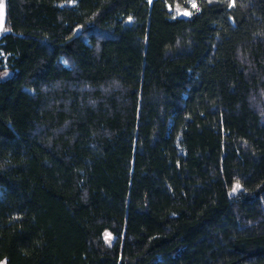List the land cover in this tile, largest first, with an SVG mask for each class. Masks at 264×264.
<instances>
[{
  "label": "trees",
  "instance_id": "1",
  "mask_svg": "<svg viewBox=\"0 0 264 264\" xmlns=\"http://www.w3.org/2000/svg\"><path fill=\"white\" fill-rule=\"evenodd\" d=\"M2 4L0 264H264V0Z\"/></svg>",
  "mask_w": 264,
  "mask_h": 264
},
{
  "label": "rangeland",
  "instance_id": "2",
  "mask_svg": "<svg viewBox=\"0 0 264 264\" xmlns=\"http://www.w3.org/2000/svg\"><path fill=\"white\" fill-rule=\"evenodd\" d=\"M195 8H196V4L191 2L189 5V8H187V9H181L180 7L176 6V7H170V11L174 16L189 17V16H191V14ZM104 236H105V239L108 243L112 242L113 237L109 232H105Z\"/></svg>",
  "mask_w": 264,
  "mask_h": 264
},
{
  "label": "water",
  "instance_id": "3",
  "mask_svg": "<svg viewBox=\"0 0 264 264\" xmlns=\"http://www.w3.org/2000/svg\"><path fill=\"white\" fill-rule=\"evenodd\" d=\"M8 22V11L2 4L0 5V33L5 29Z\"/></svg>",
  "mask_w": 264,
  "mask_h": 264
},
{
  "label": "snow or ice",
  "instance_id": "4",
  "mask_svg": "<svg viewBox=\"0 0 264 264\" xmlns=\"http://www.w3.org/2000/svg\"><path fill=\"white\" fill-rule=\"evenodd\" d=\"M195 6V5H194ZM237 187H239V185H237ZM234 191H235V189H234Z\"/></svg>",
  "mask_w": 264,
  "mask_h": 264
}]
</instances>
